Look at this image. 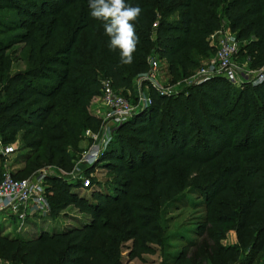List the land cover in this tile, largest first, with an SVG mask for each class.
Segmentation results:
<instances>
[{"label":"trees","instance_id":"16d2710c","mask_svg":"<svg viewBox=\"0 0 264 264\" xmlns=\"http://www.w3.org/2000/svg\"><path fill=\"white\" fill-rule=\"evenodd\" d=\"M125 3L142 10L134 22L138 42L130 65H122L119 51L109 49L104 22L90 15L89 0H0V12L14 15L7 22L0 20V32L21 31L14 39L26 47L28 60L40 57L34 69L10 79L23 83V89L9 95L0 108L2 142L20 129H25L23 138L33 132L43 138L46 130L54 135L71 132L68 108L86 110L98 90L91 72L101 70L112 87L126 89L132 76L146 71L150 48L166 63L170 77L178 76L177 67L185 76L193 64H186L184 52L193 41L202 42L219 29L220 15L235 34L237 56L246 50L254 67L264 60V0ZM7 47L0 40V56ZM26 77L40 82L32 84ZM187 91L165 97L150 88V105L121 126L134 140L118 139L98 158L118 178L111 188L86 198L76 195L84 190L81 182L46 177L45 185H56L45 187L48 213L72 206L84 220L61 231L40 228L29 239L0 234V259L19 264H124L123 249L126 261L138 259L158 244L160 208L185 200L182 191L189 186L207 206L219 200L215 220L198 227L203 233L212 224L216 243L233 233L237 245L248 250L251 226L259 218L261 225L238 264H253L258 254L264 264V81L236 90L224 78L214 77ZM192 91L200 93V105ZM56 107V125L49 127L46 121ZM54 142L52 153L58 156Z\"/></svg>","mask_w":264,"mask_h":264},{"label":"rangeland","instance_id":"374dc122","mask_svg":"<svg viewBox=\"0 0 264 264\" xmlns=\"http://www.w3.org/2000/svg\"><path fill=\"white\" fill-rule=\"evenodd\" d=\"M13 18L14 15L11 11L0 12V20L7 22ZM219 18L220 27L218 30L212 32L202 42L193 41L191 48L184 52L183 58L186 60V64H193L191 67H189L190 65L187 67L185 76L180 75V68L177 67L178 76L170 77L166 63L158 59L153 48L148 51L145 72L149 71V62H156L154 86H150L143 81L142 74L144 72L132 76L126 89L112 87L110 80L104 73L101 70L94 69L90 76L96 81L98 90L94 92V95L89 100L87 109L70 110L68 108L70 112L68 118L72 131L66 130L60 135H54L53 131L46 130V135L43 138L35 136L34 132L31 136L23 138L25 129H20L7 142H2L0 136V145H8L13 149L8 155L0 154V172L9 173L18 178L45 173L47 178L53 177L68 183L87 179L90 183L89 187L83 191L76 192V195L79 194L86 198L93 191H104L111 188L118 178L109 173L101 163H98L99 157L92 164L82 163L80 158L81 151L97 147L104 152L108 146L115 145L116 140L122 138L134 140L135 136L121 130V126L127 120L119 124H111L109 122L107 110L102 104L101 84L108 82L114 95L121 97L132 110H135L141 104L143 98H149L150 88H153L154 90H152L156 94L157 92H162L168 95L165 97L186 94L188 92L187 89L202 85L207 81L201 80L198 74L200 69L215 55L221 37L228 35L235 40V34L230 31L228 22L221 15ZM18 32L21 31L6 29L0 32V40L8 45L3 55L0 56V108L9 95L16 90L23 89V83H13L10 79L15 74L31 71L40 60V57L34 62L28 60L26 47L14 39V35ZM246 52L244 50L239 56L236 55L232 58L236 81L231 83V87L236 90L245 88L246 84H251V80L264 67V60L259 62V67L250 66ZM24 80L30 81L32 84L40 82L38 79L30 77H26ZM191 95L195 96L197 103L200 105V93L192 91ZM202 109L203 111L205 110L203 107ZM59 112L60 109L58 107L53 109L46 121L49 127L56 125L54 116H57ZM90 118L94 119L95 122L89 120ZM53 142L57 148L58 156H54L52 153ZM55 186L53 183L45 185L46 188H55ZM182 194L186 197L185 200L162 207L159 210L157 222L158 244L151 245L149 253L141 254L138 259L131 261H126V252L123 249L121 256L124 264H238L241 258L247 254L250 249V243L261 225L258 217L255 218L251 226L248 250L241 249L237 245L233 233L226 234L223 239L216 243L215 227L212 224L206 226L203 233H199L198 227L204 222L209 223L215 220L218 209L216 205L219 200L215 198L214 205L207 206L199 194L189 186L182 191ZM52 200L55 201L54 199ZM84 218L75 208L69 206L59 212L47 213L38 222L41 229L61 231L68 226L77 225ZM31 221L32 219H28L24 223L23 231H17L15 216H11L7 212L2 213L0 214V234L11 237L16 236L19 239L35 237L40 232V228L38 226L31 227ZM184 252L185 254L183 255ZM261 257L262 255L258 254L253 264H260ZM0 262L1 264H19L18 262H5L1 259Z\"/></svg>","mask_w":264,"mask_h":264},{"label":"built area","instance_id":"2783aa9c","mask_svg":"<svg viewBox=\"0 0 264 264\" xmlns=\"http://www.w3.org/2000/svg\"><path fill=\"white\" fill-rule=\"evenodd\" d=\"M237 50V43L233 38L228 35L221 37L215 55L200 69L199 78L209 80L214 77H221L229 83H235V67L232 64V58L237 55ZM148 66L149 71L142 74V78L147 84L154 86L156 62H149ZM262 81H264V67L251 80V85L260 84ZM100 91L102 104L107 110V117L111 124H119L127 120L136 112L149 106L151 102L150 98H143L141 104L132 110L121 97L114 95L108 82L101 84ZM157 94L168 96L162 92H157ZM89 149L81 151L82 163L92 164L103 151L97 147ZM12 150L8 145H0L1 155H8ZM45 178V173L33 174L24 179H15L9 173L0 174V214L7 212L11 216H15L17 231H23V225L28 219L39 220L49 212L45 194ZM79 181L82 189L89 187L87 179Z\"/></svg>","mask_w":264,"mask_h":264},{"label":"clouds","instance_id":"9594fccd","mask_svg":"<svg viewBox=\"0 0 264 264\" xmlns=\"http://www.w3.org/2000/svg\"><path fill=\"white\" fill-rule=\"evenodd\" d=\"M90 15L104 22L105 34L110 38L109 49L119 51L120 63L130 65L136 50L135 21L141 8L125 3V0H89Z\"/></svg>","mask_w":264,"mask_h":264},{"label":"crops","instance_id":"0c3cea01","mask_svg":"<svg viewBox=\"0 0 264 264\" xmlns=\"http://www.w3.org/2000/svg\"><path fill=\"white\" fill-rule=\"evenodd\" d=\"M40 220H41V219H40ZM38 221H39V220H32L30 223L33 224V225L30 224V226L33 227V228L36 227V226L39 227V222H38ZM36 223H37V225H36ZM39 228H40V227H39Z\"/></svg>","mask_w":264,"mask_h":264}]
</instances>
